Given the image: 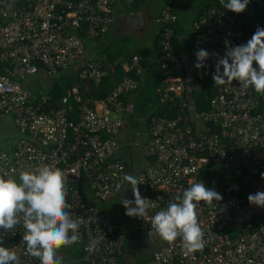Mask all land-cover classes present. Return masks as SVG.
Instances as JSON below:
<instances>
[{
  "label": "built area",
  "instance_id": "built-area-1",
  "mask_svg": "<svg viewBox=\"0 0 264 264\" xmlns=\"http://www.w3.org/2000/svg\"><path fill=\"white\" fill-rule=\"evenodd\" d=\"M114 4L115 0H0V121L11 116L20 131L10 149L0 147V170L18 173L48 165L62 171L68 189L67 211L79 224L80 240L75 244L82 247L83 259L93 264H118L124 252V230L100 209L97 201L122 196L134 199L130 185L123 180L129 173L125 159L117 154L122 122L112 112L126 110L121 95L136 89L139 81L125 76L100 106L84 99L75 84L52 109L46 108L49 95L35 97L22 80L40 71L54 74L81 58L86 39L110 28ZM175 20L170 6L164 5L157 16L159 23L166 24L161 32L163 53L158 62L169 75L159 93L162 102L169 99L183 112L173 118L152 117L142 147L148 161L135 175L143 182L138 186L142 197L149 199L152 207L143 219L128 217L133 226L150 230L152 216L169 202H177L176 197H182L190 181L204 182L223 199L210 205L201 202L197 209L206 241L203 250L187 253L178 237L140 264H264V219L247 217L237 223L248 195L264 191V104L252 87L245 89L234 80L217 86L209 107L198 111L206 125L191 123L184 109L189 105L184 95L185 62L174 51V29L169 25ZM192 31L197 46L219 56L224 55L226 39L233 46L246 43L240 17L216 5L202 9ZM215 59L210 56L205 67L195 68V78L212 79ZM139 63L135 54L129 68H138ZM107 75L108 70L97 58L87 60L82 68V76L95 83ZM74 109L76 117L71 115ZM135 143L140 144V136ZM208 168L233 180L221 185L215 177L208 179ZM117 183L121 185L119 192L115 190ZM23 233L21 227L14 235H7L4 246L17 253L18 264H40L27 254ZM91 242L95 251L89 253L85 248Z\"/></svg>",
  "mask_w": 264,
  "mask_h": 264
},
{
  "label": "clouds",
  "instance_id": "clouds-1",
  "mask_svg": "<svg viewBox=\"0 0 264 264\" xmlns=\"http://www.w3.org/2000/svg\"><path fill=\"white\" fill-rule=\"evenodd\" d=\"M251 2L220 0L225 9L236 14L244 13ZM224 43L223 56L203 48L198 49L195 52L194 67L201 69L210 56L215 57V71L212 74L215 85L232 84L235 80L240 87H252L256 93L264 95V27L257 26L246 43L233 46L227 39ZM261 177L264 178V173ZM123 180L130 185L134 196V199L122 196L121 204L126 209L125 214L143 219L152 205L149 199L141 195L138 186L143 183L142 180L128 174ZM189 184L182 197H176L177 202H169L166 208L152 216V231L148 232V237L158 235L168 243L180 237L184 250L194 253L203 250L206 243L198 221V207L201 202L210 205L214 201H221L223 197L204 182L190 181ZM115 190H121L119 183ZM67 195V182L58 168L43 165L18 173L15 170H0V264H18L17 253L4 246V240L21 227L24 229L22 239L27 254L37 258L40 264H62L59 250L80 240L79 224L67 211L70 206ZM247 199L250 204L264 208V191L249 194ZM85 251L94 252V242Z\"/></svg>",
  "mask_w": 264,
  "mask_h": 264
},
{
  "label": "crops",
  "instance_id": "crops-1",
  "mask_svg": "<svg viewBox=\"0 0 264 264\" xmlns=\"http://www.w3.org/2000/svg\"><path fill=\"white\" fill-rule=\"evenodd\" d=\"M166 0H163L162 3L160 4L159 7H156V9H153V7L150 5V0H143L142 4L138 8H133L131 9V3L122 1V0H115L114 4V12H113V17L115 14L119 15L122 18V21L120 25L110 26V28L103 33L102 35L95 37V38H87L86 39V49L84 54L81 56V58L78 59L82 60L83 64L87 62L89 59L97 58L100 59L103 63L106 64L108 70H111L112 72L110 73L111 78L113 80L112 83H118V81L121 78H124L126 75L124 74L123 76L120 75V69L119 67H116V65L120 62V59L117 57L120 54H128L126 53V49L122 48H114L112 45V42L115 43V41H118L125 45L129 40L126 32L127 31H132V30H138L140 31L141 34L143 35H150V45L148 49H150V46L153 47V40L156 36V34L160 30V24L157 21V16L159 12L161 11L162 7L165 5ZM177 6H178V0L176 1ZM219 6V5H216ZM222 7V6H219ZM199 8V7H198ZM197 8V9H198ZM224 8V7H223ZM178 9V7H177ZM196 9V11H197ZM178 11V10H177ZM195 11L194 15L191 17L190 20H188L186 17H183L180 15L179 11V19H178V26L176 30V35L179 37V39L183 42L184 45L190 44V46L194 43L192 39V29H193V22L196 19L195 16L197 15V12ZM233 13V12H232ZM235 15L239 16L238 14L234 13ZM240 17V16H239ZM151 18L153 21H151ZM195 18V19H194ZM263 18V14H262ZM241 19V18H240ZM242 21V20H241ZM114 22V21H113ZM243 22V21H242ZM155 24V26H154ZM244 24V23H243ZM120 31L121 35H112L109 36V33L113 31ZM194 45H196L194 43ZM197 46V45H196ZM202 47L197 46L196 48L193 46L191 47L192 52L195 55V52ZM133 54H138L139 56V61L140 65L138 69H140L142 72L146 73V61H150L152 59V54L150 51H146L144 53H140L138 51H134ZM190 55V54H189ZM132 58V57H131ZM130 59H126L123 63V69L127 70L129 63L131 61ZM210 59V58H209ZM207 59V60H209ZM182 60L185 62V72L183 74V77L186 81V90L184 92V95L187 96L186 92L190 91L193 85L194 81V71L195 67L194 64L195 62L192 60L190 56L184 55ZM81 62V63H82ZM43 74H45L43 71H40ZM117 74V77L114 75ZM139 87V86H138ZM32 91V87H29ZM137 89V88H136ZM68 92V91H67ZM189 94V93H188ZM192 97V96H191ZM191 99V98H190ZM189 99V101H190ZM102 99H96L94 100V104L96 105H101ZM127 108L126 110L122 113V125L120 128V131L118 133V138H119V148L117 150V154L122 156L126 161L127 165V170L130 173V175H136L137 171L140 170L148 161V158L143 154L141 150L140 144L146 142L148 138V129L144 131V133H140L138 136H140V144L137 145L135 150H129L127 151V147L124 145L126 144V139L128 136H130V126L128 124H133V119L135 117V107H136V92H132L128 96V100H126ZM193 101V100H192ZM191 105V102H190ZM198 111L199 110H190L186 111L190 114V117L195 121L196 124H199L200 126H204L206 124H203V121L201 122V119L198 117ZM71 115L73 117L77 116V110L74 109L71 112ZM137 117V116H136ZM142 117V116H141ZM191 119V120H192ZM135 137L136 138L138 137ZM122 140V143H121ZM126 149V150H125ZM125 150V151H124ZM142 154V158L137 153ZM127 188V185L125 186ZM116 202V203H114ZM104 203V204H103ZM98 206L100 207H106L107 209H121L119 206H121V201L119 199H112L107 202H101L97 201ZM122 207V206H121ZM122 211L124 210V207L121 209ZM105 211V210H104ZM126 211V210H125ZM257 212H262L264 213V208L258 207L256 205L250 204L249 201L244 204V206L241 208L238 217H237V223L239 224L242 220L246 219L247 217H250L252 214L257 213ZM124 213V212H123ZM112 219V218H111ZM129 219V217H128ZM118 221V220H117ZM120 226L124 229V232L126 234V243L124 247V252L119 258L118 264H140V262L146 261L148 258H150L153 254V252L162 246L163 244L166 243V241L162 240L158 235L154 237H148V232L152 231L150 230H141L135 226H133V223L129 219V221H124L120 222L118 221ZM150 245L151 250L145 251L144 246ZM142 248L144 251H142ZM58 255L62 256L63 262L62 264H93L89 261H86L83 259L82 254H81V246L78 244H73L67 247H63L59 250ZM141 262V263H142Z\"/></svg>",
  "mask_w": 264,
  "mask_h": 264
},
{
  "label": "trees",
  "instance_id": "trees-1",
  "mask_svg": "<svg viewBox=\"0 0 264 264\" xmlns=\"http://www.w3.org/2000/svg\"><path fill=\"white\" fill-rule=\"evenodd\" d=\"M122 1H125V0H122ZM142 1L143 0H133L132 2H130L131 3L130 8L133 9V8L140 7L142 4ZM176 1L177 0H166V3H165V5L170 6L172 12L175 13L176 15V20L174 22L169 23V25L172 26L174 29V34L172 36L173 48H174L176 55L180 57L181 59L183 58L184 55H187V56H190L192 60L196 63V57L194 53L192 52L191 47L194 46L196 48L197 46L194 45V43H192L193 46L192 45L190 46V44L184 45L183 42L179 39V37L176 35L178 19H179ZM210 5L222 6L220 4V0H207L202 5H200V7L197 9L196 11L197 15L195 16V18L198 17V15L200 14V12L205 6H210ZM161 11L159 12V14L161 13ZM263 13H264V0H252L247 10L244 13L238 14L245 26L246 42L252 37L257 26H260V27L264 26V19L262 18ZM159 24H160V30L156 34L153 40V50L154 51L152 54V59H150V61H147V59L144 60L146 61V65H147L146 73L142 72L137 67L129 68L128 66L127 67L128 69L124 70L122 61H120L116 65V67H119L120 69V75H119L120 77L125 74L126 76L134 77L139 81V85H138L139 87H137V89L130 90L122 94L121 97L126 104L127 102L126 100H128L129 94L132 92H136V107H135V113H134L135 117L133 119H135L137 115H140V117L144 115L145 117L144 122L146 123L145 129H148V133H149L150 125H151V119L153 116H166V117L173 118V117L179 116L183 112V109L179 104H175L169 99L165 102H162L160 99L159 89H161V87L163 86V81L169 75V73L167 72L165 68L161 67L160 63L158 62V58L163 53V43H162L161 32L164 30V27L166 26V24H161V23ZM80 32L84 34L83 30H80ZM133 55L135 54L133 53L125 54L127 59H130L131 57H133ZM81 62L82 60H79V61L77 60L73 64L67 66V67H71V70L69 73L61 77V79L55 78V80L52 82L50 86L47 87V89H40V91L37 93L36 96H38L41 93H45L46 95L50 96L46 104V108L56 109L59 106L58 99L61 98L64 94H66L68 89L75 84L79 86V90L83 98L88 99L90 101V104L94 105V100L105 98L112 91V89L123 79L121 78L117 84L112 83V81L110 80H113V79L111 78V76H109L111 75L110 73L112 71L108 70L109 68H107L106 64L101 61L104 67L108 70V75L105 76L103 80L98 83H95L93 80L88 81L89 80L88 78L82 76V68L84 66L83 64L84 61L82 63ZM60 70L61 69H59L58 71ZM114 75L117 77V74L114 73ZM216 91H217V85L214 84L212 79L203 81L198 78H194L191 90L186 92L187 100L189 101V99L190 98L191 99L189 101V105L186 106V108H184L185 111L202 110V109L208 108L210 104V98L216 93ZM258 95L261 98V102L264 104V95H261V94H258ZM190 102H191V105H190ZM190 122L195 124V121L193 119L190 120ZM143 145L144 143L140 144L141 150H142ZM146 157L148 158V156ZM149 160L152 161L153 157H149ZM128 175H130V173H128ZM228 176L229 175L227 174L223 175L215 171L214 169L208 168V172H207L208 179L215 177L218 179L219 184L221 185H227L233 180L232 178H229ZM86 187L87 185L85 186V188ZM242 190L248 191V188L246 186H242ZM121 206L124 207L122 204ZM105 208L106 207L100 206V209L106 211ZM110 217L112 218L113 222H115L119 227H121L116 218H114L111 215ZM250 217H253V218L259 217L261 219H264V213L257 212V213L252 214ZM232 231L234 232V229ZM83 253L84 251L81 247V254L83 255Z\"/></svg>",
  "mask_w": 264,
  "mask_h": 264
},
{
  "label": "rangeland",
  "instance_id": "rangeland-1",
  "mask_svg": "<svg viewBox=\"0 0 264 264\" xmlns=\"http://www.w3.org/2000/svg\"><path fill=\"white\" fill-rule=\"evenodd\" d=\"M162 1L163 0H150V5L153 7V9H156V7L160 6ZM205 1L207 0H178V6H177L178 11L180 15L190 20L191 17L194 15L196 9L200 7V5H202ZM121 21H122V18L119 15L115 14L114 22H113L114 26H117L118 28ZM151 21H153L152 18H151ZM126 34L129 38V40H127L128 42L125 45H123L122 43L118 41H115V43L112 42V45L114 48L119 49L123 47V49H126V53L128 54H132L134 51H138L140 53L150 51L151 54L153 53L154 50L152 46H150V49H148L150 45V35H147V36L143 35L138 30L127 31ZM112 35L114 36L121 35V32L118 31L117 33V31L115 30L113 31V34L112 32L109 33V36H112ZM117 57L123 63L127 59L126 56L123 54H120ZM70 70H71V67H66L64 69H61L60 71H56L54 74H43L42 72H38L33 75H28L24 80H22V84L26 88H29L31 86L33 95L36 96L37 93L40 91V89H47V87L52 84L55 78L61 79V77L69 73ZM112 116L114 118L122 120L123 115L121 112L113 111ZM142 116L143 117H140V115H137L133 124H128V126L131 127L129 130L130 136L125 138L127 145H124L125 147H127L126 148L127 151L135 150V147H136L135 137L138 136L140 133H144V131L146 130L145 129L146 123L144 122L145 117L144 115ZM19 137H20V131L18 127L16 126V124L14 123V120L11 116H8L4 120L0 121V147L10 149L11 146L14 145L16 141L19 139ZM117 139L119 140L118 137ZM121 143H122V140H121ZM137 154L140 156V158H142V154L140 152ZM214 169L218 170L219 168L215 167ZM119 201H121V199H119ZM119 207L122 209L121 206ZM121 209H117L116 211L113 209H107V212L109 216L110 215L113 216L121 223L124 221L128 222L129 219H128V216L125 214L126 212L125 209L124 211H122ZM228 230L232 231L233 229L228 228ZM144 248H145V251H149L152 249L150 245H147V246L145 245ZM142 251H144L143 248H142Z\"/></svg>",
  "mask_w": 264,
  "mask_h": 264
}]
</instances>
